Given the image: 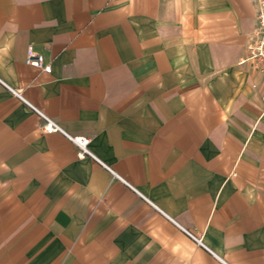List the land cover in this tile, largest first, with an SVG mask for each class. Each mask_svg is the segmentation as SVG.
Listing matches in <instances>:
<instances>
[{
  "label": "crops",
  "instance_id": "0c3cea01",
  "mask_svg": "<svg viewBox=\"0 0 264 264\" xmlns=\"http://www.w3.org/2000/svg\"><path fill=\"white\" fill-rule=\"evenodd\" d=\"M254 25L249 0H0V264H264Z\"/></svg>",
  "mask_w": 264,
  "mask_h": 264
},
{
  "label": "built area",
  "instance_id": "2783aa9c",
  "mask_svg": "<svg viewBox=\"0 0 264 264\" xmlns=\"http://www.w3.org/2000/svg\"><path fill=\"white\" fill-rule=\"evenodd\" d=\"M249 2L253 5L255 9V25L246 46L247 56L242 60V62H246V61L251 62L253 68L260 76L261 79L260 88L263 93L262 100L264 101V0H249ZM25 64L42 70L46 69L43 63V57L39 54L29 53L25 59ZM5 87L15 97H18L19 99L23 100L16 91L12 90L6 85ZM30 108H32V110H34L37 113L40 120L42 121V124L38 129V133L40 135L61 133L76 145V147L78 148V153H77L78 158L83 159L85 157H91L92 159L97 160L87 148L89 143V140L87 138L71 137L67 135L60 127V125L56 123L54 120L48 118L47 116H45L38 110L34 109L33 107ZM104 167L108 169V167L106 166Z\"/></svg>",
  "mask_w": 264,
  "mask_h": 264
}]
</instances>
